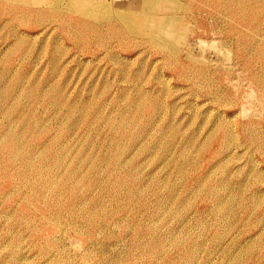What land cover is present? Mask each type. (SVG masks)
<instances>
[{
	"label": "rangeland",
	"instance_id": "obj_1",
	"mask_svg": "<svg viewBox=\"0 0 264 264\" xmlns=\"http://www.w3.org/2000/svg\"><path fill=\"white\" fill-rule=\"evenodd\" d=\"M0 264H264V0H0Z\"/></svg>",
	"mask_w": 264,
	"mask_h": 264
},
{
	"label": "bare ground",
	"instance_id": "obj_2",
	"mask_svg": "<svg viewBox=\"0 0 264 264\" xmlns=\"http://www.w3.org/2000/svg\"><path fill=\"white\" fill-rule=\"evenodd\" d=\"M160 17V16H159Z\"/></svg>",
	"mask_w": 264,
	"mask_h": 264
}]
</instances>
